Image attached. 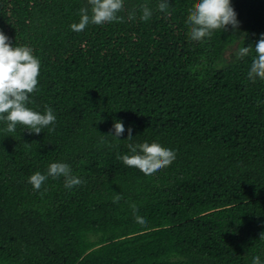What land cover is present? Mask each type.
<instances>
[{
  "label": "trees",
  "instance_id": "1",
  "mask_svg": "<svg viewBox=\"0 0 264 264\" xmlns=\"http://www.w3.org/2000/svg\"><path fill=\"white\" fill-rule=\"evenodd\" d=\"M159 2L124 0L123 22L74 32L86 0H0V32L40 61L26 106L56 117L39 135L0 121V264H264V81L248 80L254 52L224 61L264 34V0H230L238 27L200 42L185 23L196 0ZM144 142L175 160L148 176L124 166ZM52 163L84 183L34 191Z\"/></svg>",
  "mask_w": 264,
  "mask_h": 264
},
{
  "label": "clouds",
  "instance_id": "2",
  "mask_svg": "<svg viewBox=\"0 0 264 264\" xmlns=\"http://www.w3.org/2000/svg\"><path fill=\"white\" fill-rule=\"evenodd\" d=\"M90 6V7H89ZM169 8L167 0L158 3V11L165 12ZM125 10L124 0H86V6L80 9L79 23L70 25L74 32L83 31L89 24L103 25L112 22H123L119 15ZM140 19L147 21L152 16V10L147 6H141ZM136 17L135 9L128 12V19ZM189 27V38L200 42L206 37H211L215 31L226 30L227 26L233 29L238 27L236 13L230 4V0H196L187 9L185 21ZM248 80L255 83L257 79L264 81V34L261 35L255 47L240 46L233 53L235 60H243L253 53ZM40 74V61L34 57L33 49L28 46H11L8 37L0 32V121L6 123L5 131L12 133L17 126L31 129L29 134L39 135L42 129L55 123L56 117L53 110L47 107L43 114L32 110L26 105L32 101L30 94L37 90L38 76ZM54 130V129H50ZM122 122H115L107 137L114 139L124 133ZM102 136V135H101ZM131 129H128V141H131ZM132 155L119 156L124 166L139 170L145 176L152 175L159 170L168 167L175 160L173 150L162 147L158 143L144 142L141 144H128ZM51 177L57 179L64 177V186L71 189L84 183L81 178L71 174L70 166L65 163H52L47 169V174L36 172L28 178V183L34 191L40 190L45 180ZM121 196L114 197V203L119 202ZM133 211L136 206L131 205ZM141 224L146 223L143 218L137 217ZM260 239H264V233ZM252 264H260V257L256 256Z\"/></svg>",
  "mask_w": 264,
  "mask_h": 264
},
{
  "label": "rangeland",
  "instance_id": "3",
  "mask_svg": "<svg viewBox=\"0 0 264 264\" xmlns=\"http://www.w3.org/2000/svg\"><path fill=\"white\" fill-rule=\"evenodd\" d=\"M239 48L238 45L233 46L231 48H229L225 53H224V61L225 62H229L233 56V53L235 52V50Z\"/></svg>",
  "mask_w": 264,
  "mask_h": 264
}]
</instances>
